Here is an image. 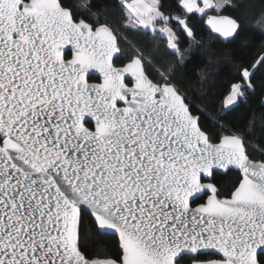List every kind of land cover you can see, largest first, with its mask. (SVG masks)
Listing matches in <instances>:
<instances>
[{
  "label": "snow or ice",
  "instance_id": "snow-or-ice-1",
  "mask_svg": "<svg viewBox=\"0 0 264 264\" xmlns=\"http://www.w3.org/2000/svg\"><path fill=\"white\" fill-rule=\"evenodd\" d=\"M227 7L264 35V0H0V264H264V93L225 119L264 47L214 116L180 78Z\"/></svg>",
  "mask_w": 264,
  "mask_h": 264
},
{
  "label": "trees",
  "instance_id": "trees-1",
  "mask_svg": "<svg viewBox=\"0 0 264 264\" xmlns=\"http://www.w3.org/2000/svg\"><path fill=\"white\" fill-rule=\"evenodd\" d=\"M223 14L237 18L241 23L239 37L231 43L222 39L213 40L210 38V29L206 25H199L201 30L198 32L197 39H203L205 44L195 56L188 57V68L180 74L188 94L191 96L195 93L203 96L204 99L197 100L196 103L201 106L206 104L209 109H215L209 113L213 116L220 110V100L228 86L238 79V69L249 66L254 58L261 54L260 49L264 47V35H261L260 30L255 28L250 18L244 15L243 10L227 7ZM128 40L143 50L146 55L157 45V42L149 36L136 33H129ZM168 60L172 62V58ZM206 64H214L215 67L210 68L207 80L198 81L195 74ZM254 83L257 95L248 101L252 107H245L241 104L225 118L227 122L241 128L245 126L248 114L258 106L257 101L260 99V94L264 93V70L256 73ZM96 243L98 247H108L103 241ZM208 258L202 257L201 259Z\"/></svg>",
  "mask_w": 264,
  "mask_h": 264
},
{
  "label": "flooded vegetation",
  "instance_id": "flooded-vegetation-1",
  "mask_svg": "<svg viewBox=\"0 0 264 264\" xmlns=\"http://www.w3.org/2000/svg\"><path fill=\"white\" fill-rule=\"evenodd\" d=\"M92 82H98L95 77L91 80Z\"/></svg>",
  "mask_w": 264,
  "mask_h": 264
},
{
  "label": "water",
  "instance_id": "water-1",
  "mask_svg": "<svg viewBox=\"0 0 264 264\" xmlns=\"http://www.w3.org/2000/svg\"><path fill=\"white\" fill-rule=\"evenodd\" d=\"M97 75H99V74H97ZM90 82H92V81H90ZM93 83H95V82H93Z\"/></svg>",
  "mask_w": 264,
  "mask_h": 264
}]
</instances>
